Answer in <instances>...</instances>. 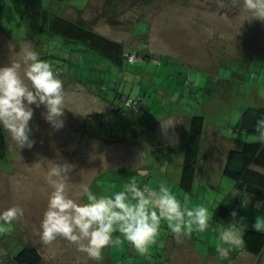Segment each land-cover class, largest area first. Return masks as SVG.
<instances>
[{
	"label": "rangeland",
	"instance_id": "obj_1",
	"mask_svg": "<svg viewBox=\"0 0 264 264\" xmlns=\"http://www.w3.org/2000/svg\"><path fill=\"white\" fill-rule=\"evenodd\" d=\"M103 1L7 0L0 7V66L17 60L21 49L30 45L42 60L52 65L63 81L66 96L65 123L59 130L43 119V106L35 109L30 121L31 138L35 140L33 147L20 149L7 130L9 156L7 160L0 161V210L18 205L24 213L13 221L10 230L0 232V264H16L13 253L26 244L37 245L50 264H156L167 258L165 252L169 250L167 243L171 238L166 222H162L157 240L149 246L146 255L137 253L121 233L115 232L113 236H120L124 242L105 246L100 260L80 253L76 245L62 236L45 243L40 235V224L52 191L46 180L51 167L49 161L59 163L66 160L75 165L67 180L68 194L81 205L88 203L86 197L80 195L84 184L98 197L122 190L125 183L144 177L149 185H159V181L168 185L167 175L158 178L161 175L150 173L153 167L162 169L159 164H165L164 157L157 159L155 154L154 158L151 156L155 145L149 149L150 144H146L145 137L123 138L127 131L116 116H112L114 130L112 133L108 131L105 116L115 103L106 98L114 97L113 81L118 82L123 94H145L144 103L148 107L157 102V106L151 108L153 113L177 108L191 115H204L207 140L204 151L211 145L218 147L217 153L202 161L207 160L206 169H214L211 171L214 182H218L217 169L230 143L215 134L217 125L219 133L229 135L228 138L249 141L256 137L233 131L246 105H264V22L254 20L241 27L239 17L243 0ZM45 8L89 24L101 34L121 40L132 48L140 47L153 56L149 60L140 56L134 64L137 67L132 64L128 68L131 72L135 68L142 71L128 73V76H109L101 79V84L94 82L95 88L105 91V98L101 97L83 83L70 81L67 76L68 48H65L61 37L50 40L37 34ZM71 47L74 51L70 54L73 63L70 73L74 77L76 69L83 71L90 66L94 68V65L98 70L109 68V62L97 54L81 50L79 46L77 49L74 45ZM113 69L120 71L115 65ZM25 82L28 83L27 80ZM121 102L124 104L125 99L122 98ZM137 107L138 113L144 109L141 104ZM216 109L218 111H214ZM157 111L156 115L147 116V122L135 130L151 127L157 131V137H163V144L170 143L166 138L174 137L173 141H177L185 127L184 119L179 115H157ZM208 129L210 139L207 138ZM172 144L174 142L167 147L175 149ZM148 163L150 166L144 167ZM139 168L142 172L130 170ZM145 172L149 174L144 175ZM168 175L170 189L184 203L177 180L172 174ZM201 175L199 172L196 185H206L204 178L201 181ZM221 185L222 189L217 191L221 193L219 197L216 193H208V208L217 206V200H223L235 187L234 180L225 175L221 178ZM196 192L195 200L202 203L206 194L204 187ZM244 197L249 199L246 209L237 208L239 198L233 201L238 213L254 208L252 196ZM188 199H191L190 195ZM189 207H194V203ZM252 212L257 213L249 211L247 218L255 222L256 214L251 215ZM261 215H264V209ZM207 235L200 233L199 236L181 237L179 240L172 235V240L176 244L192 241L194 246L201 242L207 246L211 231ZM175 264L184 263L179 261Z\"/></svg>",
	"mask_w": 264,
	"mask_h": 264
},
{
	"label": "clouds",
	"instance_id": "obj_2",
	"mask_svg": "<svg viewBox=\"0 0 264 264\" xmlns=\"http://www.w3.org/2000/svg\"><path fill=\"white\" fill-rule=\"evenodd\" d=\"M239 19L241 27L254 20L264 22V0H243ZM17 55V60L0 66V126L8 130L11 139L22 149L35 144L30 124L35 109L43 106L41 115L55 130L64 126L66 96L63 81L32 46L23 47ZM255 129L264 140V116L257 119ZM49 162L46 180L52 191L40 224L45 243H51L59 235L76 245L80 253L100 260L105 246L120 245L127 240L137 253L146 255L149 246L157 240L162 222L167 223L178 240L190 237L194 231L205 233L213 228L221 259H227L242 243L237 225L244 218L236 209L231 211L227 222L213 225L207 206L189 207L164 183L153 190L142 187L134 179L125 183L122 190L101 197L88 185H81L80 195L88 201L87 205H81L68 194L67 180L75 165L66 160ZM241 205L246 209L247 200H241ZM23 213L24 209L18 205L0 210V232L10 230L13 221ZM251 226L264 232V215L257 216ZM115 232L121 233L124 240L113 236Z\"/></svg>",
	"mask_w": 264,
	"mask_h": 264
},
{
	"label": "trees",
	"instance_id": "obj_3",
	"mask_svg": "<svg viewBox=\"0 0 264 264\" xmlns=\"http://www.w3.org/2000/svg\"><path fill=\"white\" fill-rule=\"evenodd\" d=\"M6 1L7 0H0V7L3 2ZM37 34H39L41 38L50 40L55 37H61L65 44V48H68L67 61L69 64V75L67 76L70 81L83 83L101 97H104L105 91H103L104 89L102 88H95L94 82L96 84H101L103 83L101 79H106L109 76L114 77L117 74L118 76L123 74L124 76H128V73L142 71L143 69L141 68H135V71L131 72L128 68L132 64L134 65L140 56H143L147 60L153 56L140 47H136V49L132 48V46L125 44L121 40L101 34L89 24L87 25L79 20L71 19V17L65 14H59L48 8L43 9L42 19L37 29ZM73 45L76 49L79 46L81 50L87 49L104 58L110 63H107L109 68L103 67L104 70H98L97 68L95 69L96 65H94V68L90 66L83 71H78V69H76V76L74 77V74L70 73V68L73 64L70 58L71 52L74 51L71 47ZM114 65L120 71L115 72L116 69H113ZM186 81L188 82V80ZM112 88L114 90V97L112 99H106L112 100L115 105L112 109L113 111L109 110V113L106 114L105 123L109 125L108 131L112 133L114 130L113 124L115 123V121L112 120V116L120 118L125 125V130L128 132H126L123 138L126 136L129 138V136L133 135L134 129L139 126L141 122H147V120H145L147 116V118H150L156 115L157 110L154 113L152 111L154 109L153 106H157L158 103L154 101V103H152L153 105L148 107L144 103L146 100L145 94H123L117 81H113ZM157 89L155 91H157ZM122 98L125 99V105L121 102ZM139 104L144 107L140 113L136 112ZM152 107L153 109L151 110ZM164 113V111H157V115ZM261 116H264V105L248 104L243 108L238 123L233 126V128L245 135L254 134L256 137L253 140H246L241 147H234L229 150L224 166V175L234 180L235 188L241 192V194L257 196L264 199V140L260 139L255 129L256 121ZM205 120V116L202 114H193L191 117L180 183L183 189L188 192L192 191L196 176ZM108 131L106 134H108ZM108 135L110 136V134ZM8 156L9 138L7 129L0 126V161L7 160ZM135 181L142 187L151 189L148 184L137 179H135ZM241 200H247L249 205V199L242 197L237 201L240 208H244L241 205ZM231 211L232 209L224 203L216 206L214 208L215 222L219 219L229 220L231 218ZM212 229L213 228H210L209 231ZM243 239L246 249L249 252L254 255H259L262 252L264 248V232L249 227ZM13 259L16 264H50L45 261L40 248L35 244L23 245L17 252L13 253Z\"/></svg>",
	"mask_w": 264,
	"mask_h": 264
},
{
	"label": "crops",
	"instance_id": "obj_4",
	"mask_svg": "<svg viewBox=\"0 0 264 264\" xmlns=\"http://www.w3.org/2000/svg\"><path fill=\"white\" fill-rule=\"evenodd\" d=\"M108 1H110V0H104L103 2H108ZM214 111H218V110L216 109ZM161 115L162 116L179 115L180 118H182V120L184 119V121H185V122L183 121L185 123V127H184L183 131L181 132V134H179V139H177V141H173L175 139L174 137H172L173 139L172 138H169V139L166 138L170 143L174 142V144H172L171 146H176L175 149L174 148L169 149L167 147L170 143L163 144V137H161V135L159 137H157V135H156L157 131L153 130L151 127H148V128L142 127L143 130L142 129L135 130L136 128H141V127H136L133 131L134 133H133L131 138L134 139L137 137H145L144 141L146 142V144L147 143L150 144L149 149H150V146L155 145L154 151H151V156L154 158V154H155L157 159L160 157L165 158V161H164L165 164H164V162H163V164H164L163 166L159 164V166L162 169H164L165 171L162 169H156L153 167V169H151L152 171H150L151 174L155 173L154 175H161L158 178H161L162 176L167 175V177H168V185L167 186L168 187H171V186H169L170 177L168 174H172L174 179H176L177 183L179 184L178 185V189L180 190L179 194H180V192L183 194L182 199L184 202L187 203L188 201H191L190 204L194 203V206H197L200 204L207 206L206 201H208L207 196H208L209 192L210 193L211 192L216 193L218 195V197L221 195V193H217V191H220L222 189L221 178L224 176V166H225V162H226V158H227V154H228L229 150L231 148H234V147H241L245 141L237 139V138H233V137L228 138L229 135H225L223 132L220 131L221 134H223V135H221L219 133L218 125H217V128L214 126V129L216 128L215 134L220 136L222 138V141L230 142L225 148V151H224L225 153L223 152L224 156L221 159V162L219 164V168L217 169L218 182H214L212 179L213 173L211 172V171H214V169L213 170L206 169L207 160L204 162H202V161H203V159H206L208 156L211 157L213 154L217 153L218 150H216V149L218 147L215 145L213 147V145L210 144L211 147H209V149L204 151L205 144H206L207 140H206V135L204 136V133H203L204 137L202 136L200 157H199V161H198V165H197L196 176L194 179L192 191L188 192V191H185L183 189V187L181 186L180 183H181L183 162H184V158H185V149H186V144H187V137H188V132H189V128H190L191 117L193 114L191 115V114L187 113L186 110H183V109L180 110L177 108H172L169 111H166L164 114H161ZM144 123H145V121L141 122L140 124L144 125ZM205 124H206V120H205ZM233 131H236L235 128H233ZM204 132H205V125H204ZM209 132H210V130L208 129L207 138L209 137ZM214 138L220 140L217 137H214ZM209 139H210V137H209ZM211 141H212V139H211ZM157 144H160V145L157 146ZM161 149H164V150H161ZM200 162H202V164H200ZM149 166H150V163L146 164L144 167L147 168ZM142 169H143V167H142ZM142 169L139 168V169H130V170L132 172H136V171L142 172ZM199 172L202 174L200 177L201 181L204 178L206 181V185H196L197 179L199 177ZM148 174L149 173H147V172L144 173V175H148ZM220 174H223V175L221 176ZM140 181H142L148 185L150 184L148 182V179L145 177L142 180L140 179ZM161 183H164V182L159 181V185ZM159 185H149V187L151 189L155 190V189H158ZM234 186H235V183H234ZM202 187H204L206 194H205L204 200L202 201V203H200L198 200H195V193H197L196 191H198V190L200 192ZM233 194L235 196L230 197ZM189 195L191 196V199H188ZM241 197H244V194H241V192H239L234 187V189L228 194V196H226L223 200H221L219 202L217 200V203H219V204L224 203L225 205H227L228 207H230L233 210L236 207V206H234L233 201L234 200L236 201V199H238V198L240 199ZM251 198H253V200H254V202H253L254 208L252 206V210L250 209V210H246V211H241L239 213V215L244 218L243 220L240 221L239 225H237L242 243L238 247H236L235 249L232 250V252L230 253V255L227 259H221L218 255L217 251H216V248L219 244V241L216 238L217 233L214 230H211V239L207 242L208 243L207 246L206 245L203 246L202 242H201V244L194 246L192 241H191V243L188 242V243H184V244L183 243L176 244L172 240L173 234L170 231H168L169 232L168 236L171 238V240L167 243V245H169V250L165 252V254L167 255V258L165 259L164 262L160 261L158 263L175 264L176 262L181 261L184 264H264V248L259 255H254L246 249L245 242L243 239V236H244L246 230L249 227H252L251 225L254 223V221L250 222V220L247 218V216H249V214H246V213L249 211H255L257 213L252 212L251 215L256 214V217H257V216H261L262 210L264 209V199H262V198L260 199V197H257V196H252ZM190 204L188 203V206ZM237 205H238V203H237ZM261 206H263V208H261ZM213 207L215 208L216 206H213ZM214 208L213 209L209 208L210 212L212 213V215L210 216V220L212 221L213 225L216 223L214 220L215 219ZM237 208L239 210L245 209V208H240V207H237ZM219 221L223 223V222H227L228 220L219 219L217 222H219ZM207 232H205L204 234L207 235ZM193 235L199 236L200 233H197L194 231L190 237H192ZM207 236H209V234ZM190 237H188V238L186 237V239H189ZM191 244H192V246H191ZM166 248H167V246H166ZM110 254H111V252H110ZM158 263H156V264H158Z\"/></svg>",
	"mask_w": 264,
	"mask_h": 264
}]
</instances>
